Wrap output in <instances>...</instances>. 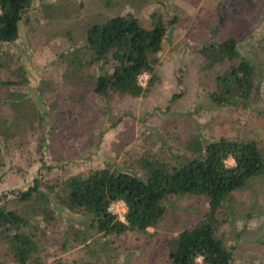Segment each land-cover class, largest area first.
Returning a JSON list of instances; mask_svg holds the SVG:
<instances>
[{
  "label": "rangeland",
  "instance_id": "rangeland-1",
  "mask_svg": "<svg viewBox=\"0 0 264 264\" xmlns=\"http://www.w3.org/2000/svg\"><path fill=\"white\" fill-rule=\"evenodd\" d=\"M44 3L46 16L34 1L26 21L18 25L17 40L2 48L26 78L19 89L26 102L19 111L26 115L33 110L37 119L27 129L24 118L14 117L20 113L9 116L21 143L5 146L0 141V204L13 209L10 192L26 190L37 178L52 184L101 168L128 167L134 172L130 162L135 156L145 151L164 156L192 136L203 141L254 140L264 154V83L249 109L214 107L207 95L221 69L203 71L196 52L229 37L237 41L241 54L264 49V0ZM126 14L144 27H150L152 14L166 25L156 81L136 98L114 96L103 103L88 92L85 105H68L65 98L72 92L60 79L59 54L82 45L93 25ZM5 95L3 89L0 99ZM51 104L57 106L55 111ZM58 111L66 112L65 118ZM163 209L161 220L145 232L102 236L80 215L53 207V226L39 240L41 259L44 264H169L164 240L202 221L207 203L203 197L172 196L163 201ZM224 209L214 234L231 253L230 264H264V174L231 193Z\"/></svg>",
  "mask_w": 264,
  "mask_h": 264
},
{
  "label": "trees",
  "instance_id": "trees-1",
  "mask_svg": "<svg viewBox=\"0 0 264 264\" xmlns=\"http://www.w3.org/2000/svg\"><path fill=\"white\" fill-rule=\"evenodd\" d=\"M34 1L46 16L44 0H0V92H6L0 99V141L5 146L21 143L10 128L12 112L22 114L14 117L24 118L27 129L37 119L33 110L26 115L19 111L26 102L19 90L26 78L12 55L2 50L17 40L18 25L26 21ZM150 23L144 27L129 14L115 16L90 27L82 45L60 53V79L72 92L65 98L68 105H85L88 92L103 103L114 96L136 98L147 92L156 81L157 54L166 33L160 16L152 14ZM196 52L203 71L221 69L207 95L214 107L249 109L255 104L264 83L262 47L241 54L237 41L229 37L200 46ZM141 74L148 77L145 87L137 84ZM57 115L65 118L66 112ZM130 164L134 172L128 167L101 168L52 184L37 178L26 190L11 191L14 208L0 204V264H44L39 240L53 226V207L80 215L89 229L102 236H119L154 227L163 216V201L172 196L203 197L207 212L194 227L164 240L169 264L231 263V253L215 236L214 226L219 224L226 198L264 174V154L254 140L203 141L192 136L164 156L145 151ZM117 201L125 205L124 222L108 211Z\"/></svg>",
  "mask_w": 264,
  "mask_h": 264
},
{
  "label": "built area",
  "instance_id": "built-area-1",
  "mask_svg": "<svg viewBox=\"0 0 264 264\" xmlns=\"http://www.w3.org/2000/svg\"><path fill=\"white\" fill-rule=\"evenodd\" d=\"M147 76L145 74H141L137 77V84L141 87H144L146 84ZM108 211L113 214L120 222H124V215L126 212V208L123 202L117 201L111 203L108 207Z\"/></svg>",
  "mask_w": 264,
  "mask_h": 264
}]
</instances>
